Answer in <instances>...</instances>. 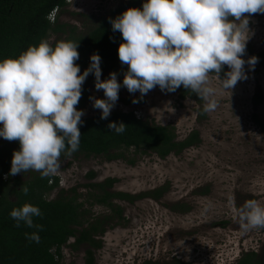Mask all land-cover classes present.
<instances>
[{
  "label": "rangeland",
  "instance_id": "1",
  "mask_svg": "<svg viewBox=\"0 0 264 264\" xmlns=\"http://www.w3.org/2000/svg\"><path fill=\"white\" fill-rule=\"evenodd\" d=\"M133 2L71 0L57 11L54 22L76 26L85 34L100 17ZM142 2L137 0L138 8ZM248 29L247 44L255 52L264 51V13L249 15ZM65 35L50 32L45 40L51 44ZM247 58L243 56L245 61ZM227 70L225 65L221 77ZM245 72L247 79L238 81L231 92L210 76L217 107L201 118L196 101L180 99L177 89L167 92L156 87L141 98L121 85L112 110H133L151 123L172 125L179 139L198 130L201 141L180 153L161 158L150 150L130 148L123 151L125 157L112 160L83 153L61 156L59 169L51 174L58 178V186L47 197L70 195L74 188L78 200L90 211L88 217L104 215L109 221L97 237L101 246L93 250L94 264H178V259L183 264H233L237 254L252 249L258 250L264 264V228L245 231L232 212L233 202L240 207L255 199L264 205V64L257 62L249 70L246 63ZM258 89L262 100L253 106ZM90 92L91 97L103 98L101 90L90 87ZM134 98L137 103L124 102ZM81 110L84 117L100 113L91 99ZM3 141L0 137V144ZM31 172L16 176L23 179ZM107 177L116 179L111 192L138 195L162 185L167 188L158 198L113 200L123 216L117 219L107 206L89 198L92 188L87 185ZM72 241L70 238L62 247L60 264H86V246L72 248Z\"/></svg>",
  "mask_w": 264,
  "mask_h": 264
},
{
  "label": "clouds",
  "instance_id": "2",
  "mask_svg": "<svg viewBox=\"0 0 264 264\" xmlns=\"http://www.w3.org/2000/svg\"><path fill=\"white\" fill-rule=\"evenodd\" d=\"M257 13H264V0H143L139 8L124 9L109 18L112 31L122 36L119 61L127 65L120 82L116 72L101 79L97 53L81 71L75 63L78 44L69 40L54 45L42 40L17 56L0 59V137L19 143L8 174L33 170L47 177L59 169L62 153L78 150L84 112L76 105L89 74L94 87L103 91V98L90 97L101 119L110 115L121 85L141 98L156 87L175 92L183 86L205 101L204 112L214 111L217 101L210 76L231 92L238 81L247 79L245 64L253 70L257 63L255 56L243 59L248 16ZM225 65L228 70L221 77ZM107 127L118 134L125 130L123 122L109 121ZM20 191L27 195L29 189L21 186ZM232 212L245 231L264 228V205L257 200L248 199L240 207L233 202ZM9 215L17 227L23 223L38 231L43 228L34 223L42 213L31 203L13 208ZM25 235L40 241L37 232Z\"/></svg>",
  "mask_w": 264,
  "mask_h": 264
},
{
  "label": "trees",
  "instance_id": "3",
  "mask_svg": "<svg viewBox=\"0 0 264 264\" xmlns=\"http://www.w3.org/2000/svg\"><path fill=\"white\" fill-rule=\"evenodd\" d=\"M136 2L137 0H134L130 7H137ZM66 5V0H0V59L17 56L29 45L45 40L50 32H64L66 35L62 40L78 44L79 59L75 63L79 65L81 71L89 65L90 55L97 53L101 57L102 80L107 78L110 72H116L118 77H122L127 70V65L121 64L117 55V46L122 36L118 31H112L109 18H115L128 6H118L100 17L91 30L81 34L76 26L50 21L48 18L53 9L61 10ZM56 42L58 41L51 44L54 45ZM244 56H255L258 64H264V51L255 52L247 43ZM90 87H94V77L91 74L82 85L81 98L76 105L78 109H82L90 100ZM177 91L180 99L192 98L196 101L199 105L197 111L200 118L206 115L203 110L204 101L195 93H191L183 86L177 88ZM261 100L262 93L258 89L254 93L253 106L260 104ZM131 101L133 99L124 100L126 103ZM254 118L258 121L256 115ZM81 119L83 123L78 125L81 133L80 144L73 154L104 155L112 160L125 157L123 151L127 149L142 148L163 158L170 153H180L201 141L196 129L179 139L172 125L151 123L137 117L133 110H112L107 119H101L100 113L82 116ZM109 121L123 122L124 132L118 134L110 130L107 127ZM18 149V141L4 139L0 144V264H60L62 247L70 238H73V241L69 242L70 247L86 246L85 262L94 264L93 250L101 246V240L97 237L105 231V225L109 223L107 217L104 215L88 217L90 211L84 207L83 201L78 200L74 188L70 195L61 193L58 197L49 199L48 193L58 186V178L55 176L41 177L36 171L23 179L9 175L12 153ZM61 156L67 154L62 153ZM5 173L7 178H3ZM115 181V178L107 177L102 181L89 183L87 187L92 188L89 192L92 202L107 206L117 219H123V216L119 204L113 200L133 201L148 195L158 198L167 188L162 185L152 191L131 195L125 192H111ZM21 186L28 187L27 195L20 191ZM23 203L39 207L42 215L33 219L35 224L43 226L42 230L28 228L23 223L19 227L16 226L9 213ZM33 232L39 235V243L26 239L25 234Z\"/></svg>",
  "mask_w": 264,
  "mask_h": 264
},
{
  "label": "flooded vegetation",
  "instance_id": "4",
  "mask_svg": "<svg viewBox=\"0 0 264 264\" xmlns=\"http://www.w3.org/2000/svg\"><path fill=\"white\" fill-rule=\"evenodd\" d=\"M244 250V249H243ZM242 252V251H241ZM178 264L180 260H176ZM233 264H263L262 259L259 257L258 250H244L241 255L237 254L234 258Z\"/></svg>",
  "mask_w": 264,
  "mask_h": 264
},
{
  "label": "built area",
  "instance_id": "5",
  "mask_svg": "<svg viewBox=\"0 0 264 264\" xmlns=\"http://www.w3.org/2000/svg\"><path fill=\"white\" fill-rule=\"evenodd\" d=\"M66 1H67V2H70L71 0H66ZM58 10H59L58 8H55V9H53V10L49 13L48 18L50 19V21H54V19H55V15H56V13H57ZM134 113L136 114L135 111H134ZM136 116L139 117L137 114H136ZM3 178H7V173H5V174L3 175Z\"/></svg>",
  "mask_w": 264,
  "mask_h": 264
}]
</instances>
